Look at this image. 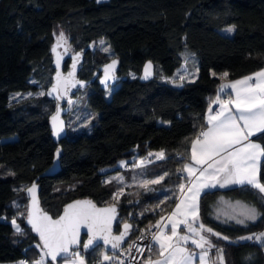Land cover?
<instances>
[{"label":"trees","instance_id":"obj_1","mask_svg":"<svg viewBox=\"0 0 264 264\" xmlns=\"http://www.w3.org/2000/svg\"><path fill=\"white\" fill-rule=\"evenodd\" d=\"M229 24H234L233 32H223ZM60 25L74 48L91 44L80 76L90 77L96 65L107 60L97 48L103 38L119 57V73L125 77L110 96L108 87L97 81L80 91V97L87 92L82 101L96 112L93 128L73 131L68 126L60 141V168L39 177L42 204L56 215L76 197L116 202V230L129 221L132 234L157 221L177 198L178 186L186 179L177 169L188 160L193 139L207 124L223 74L235 78L264 67V0H0V261L34 264L42 255L38 237L25 221V187L53 162L57 147L49 124L54 100L46 88ZM185 47L192 64L183 54ZM149 58L155 62V74L144 81L139 74ZM183 62L197 68V74L176 81L173 76ZM40 86L44 95L12 98L15 92ZM256 136L264 146V134ZM153 150L165 153V159L149 163L150 175H164L162 187L146 191L115 180L104 183L130 163L106 170L103 166ZM260 177L264 182V157ZM120 188L124 194L117 202L113 195ZM222 197L248 201L260 216L244 224L220 220L214 206ZM200 216L220 233L214 242L223 249V264H264V239L240 238L264 229V195L258 190L236 184L207 189L200 195ZM13 219L23 234L16 232ZM98 246L82 251L87 264ZM60 259L47 258V264H60Z\"/></svg>","mask_w":264,"mask_h":264},{"label":"snow or ice","instance_id":"obj_2","mask_svg":"<svg viewBox=\"0 0 264 264\" xmlns=\"http://www.w3.org/2000/svg\"><path fill=\"white\" fill-rule=\"evenodd\" d=\"M229 28L228 31H232ZM66 43L63 33L57 37V46ZM103 44V41H101ZM109 51L108 48L103 49ZM56 51V47L53 48ZM79 55V54H77ZM59 54H57V66L59 67ZM76 58H74L75 60ZM116 61L105 67L104 83L110 78V70L115 68ZM76 64L72 65L73 71L68 73V78L74 76ZM152 64L149 62L145 65V76L151 75ZM224 73L223 77H227ZM62 78L57 72L56 84L48 95L58 91H66L69 79ZM185 76H180L181 82ZM175 83V81H173ZM74 86V85H73ZM231 89L235 94L234 98L229 96L228 99H222L219 93ZM41 92L38 95H44ZM31 95V94H29ZM59 98V97H57ZM71 103V101H69ZM212 104H218L219 109L213 112ZM59 107L56 115L52 117L54 134L59 136L63 131V122L59 121ZM209 114L207 116V130L202 131L191 144V161L185 163L178 172L187 173V185L179 184L178 188L181 196L171 215L167 217V222L162 223L165 218L162 216L155 225H150L146 231H151L152 227L158 229V232L151 234V240L158 246V259L153 261L150 257L145 264H194L196 253L190 251L185 245L189 241L199 249V264H208L209 250L215 248L208 234L220 237V233L214 232L207 228L199 220V198L202 192L209 188L217 186L225 187L227 185H248L264 195V182H261L258 173V162L264 157V146L253 143L251 137L256 134H264V70H261L252 76L244 77L242 80H236L228 84H221L218 94L209 105ZM57 149V156L59 155ZM155 156L156 159H165L164 151L158 153H149V156ZM151 161L145 159L134 167H140ZM121 165L126 162H120ZM103 171V170H102ZM168 174L165 173V176ZM164 176L156 180H144L139 182L145 190H150V184H159L164 180ZM123 181L122 176L111 177L104 183L112 181ZM27 191L32 194V207L28 214V223L31 224L32 230L39 234L44 250V256L34 261V264H47L45 257H50L56 261L58 257L63 256L65 259L70 258L71 264H86L85 258L80 255L79 251H72L71 246L80 244L81 228L87 229L88 239L83 244V249L93 248L98 241L103 245H110L112 249H119L121 242L129 235L132 225L123 224V231L119 235H113L112 225L116 220L117 210L115 203L98 208L92 201L83 200L75 201L68 204L58 219H53L47 213L42 212L38 207L35 192L36 185L28 188ZM124 194V189L120 188L113 195L114 201H119V197ZM163 203V201H161ZM241 216L248 221H256L260 214L255 208L244 206ZM235 218V217H232ZM245 219H239L237 222L244 224ZM18 234H23L16 220H12ZM170 227V234L165 233V228ZM180 225H184L186 232L180 234L178 231ZM144 232H141L139 239H145ZM227 240L228 237H222ZM243 239H264V233L245 237ZM41 247V245H37ZM135 247L137 251L143 252L141 248L133 241L128 251ZM151 251V245L148 247ZM217 259L223 264L222 250L217 249ZM118 260V264H124L123 260L117 257L102 254V260Z\"/></svg>","mask_w":264,"mask_h":264},{"label":"water","instance_id":"obj_3","mask_svg":"<svg viewBox=\"0 0 264 264\" xmlns=\"http://www.w3.org/2000/svg\"><path fill=\"white\" fill-rule=\"evenodd\" d=\"M99 2H103V1H107V0H96ZM56 47V51H53V48ZM91 47V44H87L83 47H80L78 49H73L67 42L66 43H62L59 46H57V40L54 41L52 47H51V57H52V61H51V65L53 68V72H52V76H51V81L48 84L47 88H46V94L48 95V93L52 90L53 85L56 84V78H57V72H59L61 74L62 78H68V73L73 71L72 65L75 62L76 67H75V71H74V76L69 79V84L68 87L66 89V91H58L56 93H53L52 95H48L50 98H52L54 100V108L53 110L50 112L49 114V124H50V128H51V134L54 138V140L57 142V147L55 149V155H54V159L53 162L46 168L44 169L40 175H38L37 177H35L28 185H26L25 187V193L27 195V211H26V216H25V221L26 224L28 226L31 227V224L28 223V214L31 211V207H32V194L29 193L27 191L28 188L32 187L33 184L36 185V192H35V196H36V200L38 202V207L39 209L44 212L47 213L49 216H51L53 219H58L61 215H63L64 209L68 204L74 203L75 201H83V200H90L92 201L98 208H103V207H107L110 206L112 204L115 203L116 205V210H117V217L116 220L113 221V225H112V233L113 235H119L120 232L123 231V224L124 223H128L130 225H132V228L129 230V235L133 229V224L129 221H123L121 223L120 229L116 230V225L118 222V218L120 216V208H119V204L116 202H109V203H98L94 198L90 197V196H81V197H76L73 198L69 201H67L66 203L63 204L61 211L54 215L52 214L51 211H49L47 208L44 207V205L42 204V200L40 197V183H39V177L41 175H50V174H54L58 171V169L60 168V157L62 155V145H61V140L67 136L68 133V126H67V114L70 111V107H69V101H73V100H77L80 97V91L86 89L88 87V85L94 81L96 78H98L99 83L101 84V86L103 87H109L111 84L123 79L125 76L119 73V68H120V59L117 55L110 57L109 59H107L105 62L101 63L93 72V74L88 77H82L80 76V71L84 65L85 59H86V52L87 50ZM57 54H59V67L57 66ZM79 54V55H77ZM74 58H76L74 60ZM116 61V65L115 68L110 70V78L107 80L106 83H104L103 81L105 80V67L107 65H110L112 63V61ZM149 62H151L152 64V68H151V75L148 78H144L145 76V65L148 64ZM155 74V62L152 59H146L145 62L142 65L141 68V72L139 74V78L141 80H148L150 78H152ZM74 85V86H73ZM59 97V98H57ZM59 107V121L63 122V131L60 133L59 136L54 134L53 131V122H52V117L54 115H56L57 113V109ZM57 149H59V155L57 156ZM34 233L37 235L38 237V241L40 243V245L42 246V241L40 240L39 234L37 232L34 231ZM129 235L127 237H125V240L123 242H121V246L125 244L127 238L129 237ZM88 239V235H87V229L86 228H81V235H80V244L79 245H73L71 246L72 251H74V249H81L82 251H89L93 248H95L98 245H102L106 250L110 251V252H116L118 249H112L110 245H103L102 241H98L97 244L90 249H83V244L84 242H86V240ZM61 257H58L56 261H52L50 257H47L49 260H51L52 262H57Z\"/></svg>","mask_w":264,"mask_h":264},{"label":"rangeland","instance_id":"obj_4","mask_svg":"<svg viewBox=\"0 0 264 264\" xmlns=\"http://www.w3.org/2000/svg\"><path fill=\"white\" fill-rule=\"evenodd\" d=\"M229 28H232L234 30V24H229V25L223 26L221 28V30L223 32H226V33H232L233 30L229 32L228 31ZM60 33H63L64 36L66 37V40L69 41V37L65 33V29L61 25L57 27L56 37H58L60 35ZM101 41H103V44H101ZM97 48L99 49V52L101 53L100 56L104 57V59H109L110 57H112L114 55L113 49L111 48V46L103 38H100V39L97 40ZM105 48H108L109 51H104L103 49H105ZM187 49L188 48L185 47V49L183 50V54L185 53V51ZM189 53L190 52L187 51V53H185V55L188 56ZM188 61H190L189 63L192 64V60H191V56L190 55L188 56ZM186 65L187 64L182 66V68L177 71V73L173 76L174 80H176V81L180 80L179 79L180 76H185L186 77L185 79H189L191 77L190 76L191 72L188 71L187 69H185ZM129 74L133 75V72H130ZM118 84H119V81L111 84L108 87V89L106 90V95L110 96L112 90ZM41 92L45 93L44 86H42V87L40 86V88H38L35 91L28 90V91L15 92V93H13L12 98L14 100H19V99H23L25 97L38 95V93H41ZM86 93H87L86 91H84L82 93V96L80 97L79 101H77V102L76 101H72L71 103H69L71 112L67 116V126H70L71 130H73V131H80V130H84V129H87V130L90 131L93 128V122H94V120L96 118V112L94 110L90 109L85 104V102L82 101L83 98H84L83 96H86ZM29 94H31V95H29ZM158 152L159 151L153 150L151 152H148L146 155H140V156L136 155V156H133V157L121 158V159H119L117 161V163L115 165H113V166H111V165L110 166H103L102 169L106 170L108 168H113L115 166L121 165L120 162H122V161L126 162V163H130V165L128 167H126V166L124 167V168H126L125 170L121 169V170H118L116 172H113L109 176V178L122 176L123 177V181H118V182L122 183L121 186H124V185H135L134 187H141L139 182L144 181V180H156L159 177L164 176V175H162V174L156 175V176L150 175V170L149 169H150L151 166H150L149 163H146V164H144V165H142L140 167H134V165L139 164L142 160H145V159H147L149 161L155 160L156 157L154 155L150 157L149 153H158ZM161 183H162V181H161ZM161 183H159V184H150L148 186V188L154 189V188L162 187V186H160ZM22 187H24V186H22ZM16 203H17V201H16ZM244 206H247V207H250V208H255L256 211L259 213L258 208L254 204H252V203H250L248 201H245V200H242V199H230V198H225V197L223 198L222 197L216 202V204L214 206V215L218 219L223 220V221H231L232 220V221L237 222L239 219H245L246 220L245 217L240 215V213L242 212ZM232 217H235V218H232ZM247 221L248 220H246V222ZM132 233H133V231H131V233H130L129 237L127 238V240L133 235ZM261 233H264V229L259 231L257 233V235H259ZM249 236H251V233H247V234L242 235V238L249 237ZM127 240H126V242H127ZM40 250H41L42 255H40L38 258H36L35 261L39 260L42 256H44V250L42 249V246L40 247ZM101 250H102V252L104 254L105 253L107 255L110 254L109 251L104 249V247L101 248ZM74 251H79L80 255L85 258V261H86V264H87V259H86L85 255H84V253L82 252V250L78 248V249H74ZM112 254H114V253H112ZM45 260H46V262L48 261L47 257H45ZM59 263L60 264H71V259L70 258L65 259L63 257V258L60 259ZM0 264H19V262L18 261L2 260V261H0Z\"/></svg>","mask_w":264,"mask_h":264},{"label":"crops","instance_id":"obj_5","mask_svg":"<svg viewBox=\"0 0 264 264\" xmlns=\"http://www.w3.org/2000/svg\"><path fill=\"white\" fill-rule=\"evenodd\" d=\"M186 63L185 62H183V64L177 69V71L179 70V69H181L182 68V66H184ZM185 69H187L188 71H190L191 73H190V76L192 77V76H195L196 74H197V68H193V69H191V68H189L187 65H186V67H185ZM261 70H264V67H261V68H259V69H256V70H254V71H252V72H250V73H247V74H244V75H241V76H238V77H235V78H229V77H224L223 79H222V82H221V84H228V83H231V82H233V81H236V80H242L244 77H247V76H252L253 74H255V73H257V72H259V71H261ZM177 71H176V73H177ZM223 77V76H222ZM220 84V85H221ZM220 87V86H219ZM218 90H219V88H218ZM219 95H221L222 97L223 96H225V95H227L228 97L229 96H232L233 98H234V93L232 92V90L231 89H226L225 90V92H221V93H219ZM221 97V98H222ZM212 106V105H211ZM212 109H213V106H212ZM213 112H215V110H213ZM208 114H209V111H207V116H208ZM207 127H208V125L206 124L205 126H204V128L202 129V131H205V130H207ZM199 135V134H198ZM197 135V136H198ZM257 135V134H256ZM256 135H253L252 137H251V140H252V142L253 143H257V144H260L261 146H263L262 145V143H261V141L257 138V136ZM197 136L193 139V140H195L196 138H197ZM140 156V155H139ZM261 159H262V157L260 158V160H259V162H258V173H259V178H260V180H261V182H263L262 181V179H261V177H260V164H261ZM185 163H193V166H196L195 164H194V162H192L191 161V151H190V156H189V158H188V160L185 162ZM112 174V173H111ZM111 174H109L108 175V177L111 175ZM181 183H185L186 185H187V179H183L182 181H181ZM180 183V184H181ZM233 185V184H232ZM227 186H230V185H227ZM227 186H225V187H227ZM217 187H220V186H217ZM209 189H212V188H209ZM207 190V189H206ZM202 194V193H201ZM181 196V193H180V191H179V193H178V195H177V198L175 199V201L173 202V204H172V206L170 207V209L167 211V212H165L163 215H161L159 218H158V220L157 221H159L160 219H161V217L163 216L164 218H165V220L162 222V223H166L167 222V217L169 216V215H171V212L173 211V209L175 208V205H176V203L178 202V198ZM198 223H203L207 228H211L210 226H208L207 224H205L202 220H201V216H200V198H199V220H198ZM170 225L168 226V228H165V233L166 234H170ZM212 229V228H211ZM214 232H217V231H215L214 229H212ZM178 231L180 232V234H184L185 232H186V228H185V226L184 225H180V227H179V229H178ZM157 232H158V230H157ZM218 233V232H217ZM209 235V238L211 239V241H212V243L215 245V248H213V249H211V250H209V259H208V264H220V261L217 259V255H218V253H217V249H220V250H222V253H220V254H222V256H223V262H224V255H223V249H222V247H220V246H216V244H215V242H214V236L213 235H211V234H208ZM251 236H253V234H251ZM240 238H242V237H240ZM187 248H189V250L190 251H193V252H195L197 255H196V257H195V259H194V264H199V249H197L196 247H195V245H193L192 243H191V241H189L188 243H187V245H185ZM158 251H159V249H158V246L153 242V245H152V248H151V251H148L145 255H144V257L142 258V260H141V262H140V264H145V261L150 257L153 261H155V260H157L159 257H158Z\"/></svg>","mask_w":264,"mask_h":264},{"label":"built area","instance_id":"obj_6","mask_svg":"<svg viewBox=\"0 0 264 264\" xmlns=\"http://www.w3.org/2000/svg\"><path fill=\"white\" fill-rule=\"evenodd\" d=\"M222 99H228V96L225 95L222 97ZM212 106H213V110H215V111L219 109L218 104H212ZM201 132H202V129L200 130L199 134ZM125 166L128 167L129 165H124V167ZM178 169H181V167H179ZM177 175L179 177H182V178L187 177V173H183V172L177 171ZM156 222L157 221L152 222L147 226L140 227L139 231L134 233L127 240L125 245L121 246L116 252H112V253H114L112 256L117 257L119 260H123L124 264H140L144 255L149 251L148 247L151 245V248H152L153 241L151 240V234L155 233L158 229L155 227H152L150 232L146 231V230L149 228L150 225H155ZM142 231L144 232V235L146 237L145 239H139ZM133 241H135L138 246H140L141 248H144L145 250L141 253V252L137 251V249L135 247H133L131 249V251L129 252L128 247ZM101 248H103V247L101 245H99L98 246L99 250H98L97 254L95 255V257L92 259V262L90 264H100V261L102 260V254H104L102 252ZM103 264H118V260L113 259L111 261H104Z\"/></svg>","mask_w":264,"mask_h":264},{"label":"flooded vegetation","instance_id":"obj_7","mask_svg":"<svg viewBox=\"0 0 264 264\" xmlns=\"http://www.w3.org/2000/svg\"><path fill=\"white\" fill-rule=\"evenodd\" d=\"M69 44V43H68ZM70 45V44H69ZM71 46V45H70ZM74 50L76 49V48H74L73 46H71ZM87 56H88V52L86 53V58H87ZM85 61H86V59H85ZM84 64H85V62H84ZM97 67L99 66L98 64L96 65ZM97 67H95L93 70H92V72L88 75V76H90V75H92L93 74V72H94V70L97 68ZM94 81H97V82H99L98 81V78H96Z\"/></svg>","mask_w":264,"mask_h":264}]
</instances>
